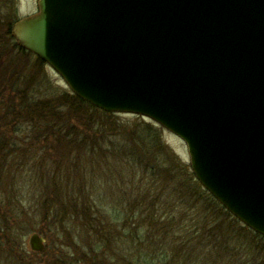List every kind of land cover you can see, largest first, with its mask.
I'll list each match as a JSON object with an SVG mask.
<instances>
[{
    "label": "water",
    "instance_id": "water-1",
    "mask_svg": "<svg viewBox=\"0 0 264 264\" xmlns=\"http://www.w3.org/2000/svg\"><path fill=\"white\" fill-rule=\"evenodd\" d=\"M11 33L79 98L179 136L202 186L264 236V0H38Z\"/></svg>",
    "mask_w": 264,
    "mask_h": 264
},
{
    "label": "rangeland",
    "instance_id": "rangeland-1",
    "mask_svg": "<svg viewBox=\"0 0 264 264\" xmlns=\"http://www.w3.org/2000/svg\"><path fill=\"white\" fill-rule=\"evenodd\" d=\"M14 4V14L0 9V144L5 154L10 149L16 152L7 155L8 160L2 156L0 195L4 198L17 194L24 206L22 211L33 217L24 243L32 252L30 256L36 257L35 262L45 264L40 260H52L60 253L70 264H264V238L247 231L240 220L233 227L220 218L224 227L230 228V240L226 242L223 231L203 234L199 230L196 235L190 227L192 222L180 219L184 210L178 200L184 191L178 196L168 183L171 193L162 189L163 196L158 191L148 194L155 179L152 166L167 162V158L162 148L163 154L156 158L152 157L155 150H142L140 144L146 140L140 136L148 131L159 132L163 148H169L185 166L190 164L186 143L140 114L112 112L115 115L103 117L105 128L100 127L99 111L77 106L69 86L48 63L21 50L15 39L8 38L14 19L38 11V0H14ZM32 102L49 104L52 122L41 117L44 122L36 126L35 117L27 118L23 108ZM15 107L18 112L8 119V126L3 114L12 113ZM46 123L61 131L64 127L63 138L44 139L42 145ZM35 136H41V140ZM77 141L82 146L72 143ZM48 142L54 147L46 146ZM45 199H55L49 217L43 215ZM173 204L177 206L178 224L172 228L170 223L168 230H159L158 222L152 224L150 218L156 214L162 223L164 217L171 219L175 215ZM158 207L162 209L158 211ZM32 233L45 237L47 249H30L28 237ZM213 235L216 238L207 245L203 238ZM186 236L201 239L193 246L184 245L181 242L187 241ZM7 258L5 253L0 255V264H11Z\"/></svg>",
    "mask_w": 264,
    "mask_h": 264
},
{
    "label": "trees",
    "instance_id": "trees-1",
    "mask_svg": "<svg viewBox=\"0 0 264 264\" xmlns=\"http://www.w3.org/2000/svg\"><path fill=\"white\" fill-rule=\"evenodd\" d=\"M1 7L4 8L5 10H8V12L10 14H14V12L16 10V5L14 4V0H0V9H1ZM19 18L14 19L9 26V32H8V38L9 39H14L10 33V29H11V25L14 22H16ZM20 49L23 51H26L22 48H20ZM72 96H74L73 97L74 103L77 106H83V108L85 107L86 110L90 109L93 112H95L96 110L99 111V113L101 114V118L98 120V121H100V127L105 128L103 126L104 125L103 123H105L104 118H109L112 115H115L112 112H106V111H103V110L93 106L92 104H90V103L86 102L85 100L79 98L77 95L73 94ZM13 103L17 104V101H13ZM6 108L7 107H5V110H6ZM29 108H31V109L29 110ZM50 109L51 108H50L49 104H44V103H40V102H32L30 104H27L23 108L24 115L27 118H28V116L30 117L31 120L33 117L36 118L35 119V125L36 126H38L39 124L44 122L41 117H43L44 120H48V118L50 119V116H52V115H49ZM17 112H18V107H15V109H13L12 113L6 112L5 114H3V116H4L3 118L7 120L6 123L8 126L11 125L10 124L11 122L8 121V119L11 117V115H13L14 113H17ZM31 116H33V117H31ZM101 120H103V122ZM49 121L52 122V119H50ZM50 125H51V127H50ZM46 126L48 128L46 127V131H45L46 135L45 136L42 135V141H41L42 145H43L44 139H46V140L54 139L53 141H57V140L63 138L62 137L63 133H65L63 131L64 127L62 128V131H61V129L55 128L56 126H54L53 124L46 123ZM160 128L164 129L162 126H160ZM148 133L150 136L148 135ZM148 133L147 132L143 133L140 136L146 140L145 144H142V145L140 144V148L141 149L143 148L142 150H144V151L147 149L150 152L155 150L156 155L152 156L154 158H156L157 154H160L161 152H162L161 154H163V151H165V157L167 158V162H158L156 165L152 166V168H151L152 173L151 174L153 175V177L155 179H152L153 183H152V185L150 184L153 187H150L149 190L146 189L148 191V194L150 195L151 193H155L156 191H158V194L163 196L164 195L163 190L168 191V187L170 186V185H168V183L172 184V187H170V190H172V188H173V193L178 195V196L181 193H183V191H184V193L187 192L185 194H189V197H187L183 193V196H181L180 199L178 200L179 206H181L183 208L184 212L186 213L185 214L183 211H181L182 214H180V219L188 218V221L192 222L190 224V227L193 229V233H195L196 235H197V232H199V230L202 231L203 234H207V233L217 234L218 232L223 231L225 234L224 241L226 242L227 240H230V238H229L230 233H228V229H230V228H225L223 225L224 223L222 222V220L220 218H224V220L231 222L233 227H237V222L240 223L239 220L234 215H232L217 199H215L212 196V194L209 191H207L201 185V183L196 179L194 173L192 172L190 164H187L185 166L182 162L178 161V159L176 158L174 153L169 148H163V144L159 141L160 140L159 136H158L159 132H157L158 133L157 134V133H151L150 131H148ZM37 138H38V140H41V136H37ZM37 138L35 136V139H37ZM149 138H150V140H147ZM76 139H77V137H76ZM151 139H153V140H151ZM72 143H75V144L77 143L78 146L81 144V146H82V143H80L79 141L72 142ZM2 145H3V143L0 144V158H2V156L5 157V155H6L5 160H8L7 155L11 156L12 154L13 155L16 154L15 149H10L5 154L4 152L1 151ZM46 146L54 147V143L48 142V144H46ZM161 148L163 149V151ZM23 149L24 148H22L21 150H23ZM23 151H22V153H23ZM166 154H167V156H166ZM11 160L9 162H11ZM1 162H3V158L0 159V163ZM165 165H168V169H164ZM162 170H166V174L162 173ZM4 192L7 193L6 191H4ZM169 193H171V192H169ZM156 198H154V199H156ZM167 198H171V197H169V195H168ZM55 199H57V196H55ZM55 199L54 200H52V199L43 200L42 207L44 209V214H43L44 216H48V217L51 216V212H52V208L54 206L53 204L55 203ZM157 201H158V204L162 203L160 201V198H158ZM199 201L202 204H200ZM60 202L61 201H57L56 204H58ZM155 204L156 203H154V205ZM56 206L60 207V205H56ZM23 207L24 206L21 204L20 200L18 199L17 194L16 195L15 194H12V195L7 194L6 196H4V198H3V195L2 196L0 195V255H2V257H3L4 253H5V256H8L7 259L11 262V264H38L35 262L36 257L34 258V257L30 256V254H32V252H30L27 249V247L25 246V243H24L25 235L27 234V232H29L32 229L31 228V225H32L31 221H32L33 217L32 216L28 217L22 211ZM159 209H162V208L158 207V211H159ZM175 210H177V206H176V204H173L172 211L175 213ZM57 215H58V213L55 214V216H57ZM149 215L151 216V214H149ZM194 216H196V217H194ZM150 219H151L152 224L157 221L158 225L160 227L159 230H162V231H165L166 228L168 230L169 229L168 225H170V223H171L172 228L173 227L175 228L176 224H178L176 213H175V215H173V217L171 219H170V217H164V220L168 223L167 225L165 224L166 223L165 221L162 223L159 220L160 217L156 216V214H155V216H152ZM151 223L149 222V224H151ZM109 228L112 230L111 226H109ZM245 229L249 232H254L252 229H250L247 226H245ZM189 234H187V236ZM255 234L264 238V236H262L258 233H255ZM187 236L185 237V238H187V241L181 242L184 245L188 244V245L193 246V245H195V243H197L201 239L198 236H195L193 238H188ZM214 238H216V236L213 235V238L212 237H210L209 239L203 238L204 239L203 241L207 242V245H210L212 243V241H214ZM184 240H186V239H184ZM3 247H4L5 251L3 249H1ZM45 252H46V250H45ZM49 260L50 259H46V260L42 259L40 261H42L45 264H47V263H49V264H70V263H65V262H67V259L63 258L60 253L58 256L56 255V257H54L52 260H50V261ZM84 261L86 263L89 262L87 259H85Z\"/></svg>",
    "mask_w": 264,
    "mask_h": 264
},
{
    "label": "flooded vegetation",
    "instance_id": "flooded-vegetation-1",
    "mask_svg": "<svg viewBox=\"0 0 264 264\" xmlns=\"http://www.w3.org/2000/svg\"><path fill=\"white\" fill-rule=\"evenodd\" d=\"M20 48V47H19Z\"/></svg>",
    "mask_w": 264,
    "mask_h": 264
}]
</instances>
